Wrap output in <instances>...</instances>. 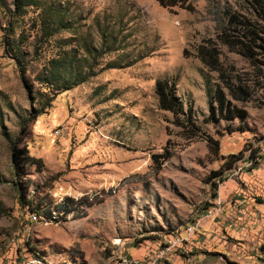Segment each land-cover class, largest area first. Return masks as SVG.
<instances>
[{
	"label": "rangeland",
	"instance_id": "374dc122",
	"mask_svg": "<svg viewBox=\"0 0 264 264\" xmlns=\"http://www.w3.org/2000/svg\"><path fill=\"white\" fill-rule=\"evenodd\" d=\"M236 1L193 0L187 11L155 0H34L18 15L14 0H0V264H116L122 256L145 264L173 242L164 264H264V227L245 232L232 216L264 208L256 176L264 161L234 175L246 154L264 155V93L242 104L226 91L247 118L205 122L219 79L198 49L216 41L220 11ZM59 11L60 26H44ZM218 48L223 67L250 71ZM61 57L93 66L94 76L63 92L41 82ZM164 79L191 108L200 138L187 139L159 110L154 88ZM66 198L73 213L50 218ZM218 199L220 214L203 218Z\"/></svg>",
	"mask_w": 264,
	"mask_h": 264
},
{
	"label": "trees",
	"instance_id": "16d2710c",
	"mask_svg": "<svg viewBox=\"0 0 264 264\" xmlns=\"http://www.w3.org/2000/svg\"><path fill=\"white\" fill-rule=\"evenodd\" d=\"M155 1L163 8L177 7L187 11L194 10L193 0ZM33 2L34 0H14L16 14H22L23 8L34 4ZM57 15L59 16L57 20L46 16L42 20L44 26L48 27L50 23L60 26V11ZM220 15L221 25L216 35V41L208 40L206 45H202L198 49L199 58L210 70L218 72L219 79L212 94L206 123H215L221 120H244L248 116L247 111L243 107L234 105L232 100L246 104L254 99L259 91L264 93V0H237L233 6L225 4ZM43 35L51 34L44 32ZM5 44L9 47L11 41L7 39ZM218 45L225 46L228 51L234 52L248 61L251 67L250 71L239 72L233 65L223 67L219 61ZM72 57L75 56L72 55ZM14 58L19 64V55H15ZM92 76H94L93 66L73 65L65 57H61L49 62L41 82L55 86V90L63 92L71 89L72 86L88 81ZM154 89L159 110L167 111L173 115V124L183 130L187 139L200 138L203 135L200 126L193 118L191 108L185 112L183 103L176 96L175 83L169 82L167 79L157 80ZM226 91L232 100L227 98ZM258 105L264 106V100L260 101ZM206 140L210 149L217 152L218 141L212 137H207ZM12 149V161L16 163L20 151H16L15 144H12ZM236 157L232 155L229 158L235 159ZM26 159L34 164H41L39 159L30 157L28 153ZM73 203V199L66 198L62 203L56 204L53 210L48 209V216L53 218L54 212L62 214L64 217L72 214L74 208L71 207V204ZM33 212L40 214L38 210ZM260 250L264 252V241Z\"/></svg>",
	"mask_w": 264,
	"mask_h": 264
},
{
	"label": "built area",
	"instance_id": "2783aa9c",
	"mask_svg": "<svg viewBox=\"0 0 264 264\" xmlns=\"http://www.w3.org/2000/svg\"><path fill=\"white\" fill-rule=\"evenodd\" d=\"M263 152H264V149H263ZM251 154L254 155V157H252ZM260 157H262L261 151L255 153V154L250 153V152H249V154H246L245 158L243 159V165L244 166L243 167H239L236 170V172L234 173V175H240L239 172H243L244 169H245L246 172L249 171L251 168H253L254 166H256L257 164H259L261 162ZM221 204H222V201L220 199H218L216 201V205H215L214 209L211 210V211H208L207 213H205V215H203V218L215 217L218 214H220V212H221ZM30 217H31L32 220H36L37 219V215H35V213L30 214ZM199 223H200L199 220L194 221L192 226L189 227L186 232L188 234L193 233L195 231V229L199 226ZM116 244L118 246L124 245L120 240H117ZM175 246H177L176 242L169 243L168 247L159 249V250L149 254L146 257L145 264H164L168 260L169 254L171 252V248H174ZM117 262L118 263H116V264H138L136 261H134L133 259H131L128 256L119 257L117 259ZM32 263L41 264V261L36 258V259H34L32 261Z\"/></svg>",
	"mask_w": 264,
	"mask_h": 264
},
{
	"label": "crops",
	"instance_id": "0c3cea01",
	"mask_svg": "<svg viewBox=\"0 0 264 264\" xmlns=\"http://www.w3.org/2000/svg\"><path fill=\"white\" fill-rule=\"evenodd\" d=\"M260 159H261L260 163H262L264 161V155H262V157H260ZM259 164L254 166V169H251L249 171H256L257 168L259 167ZM257 175L259 176V178L264 179V170L258 169L256 171V176ZM263 189H264V186H263ZM261 207L262 206L257 207V208H247L245 206H242V207H239L238 211L233 209L232 216H236L235 224L244 225V231L245 232H247L248 230H251L252 233H256L257 230L260 229V227H264V217H263L264 216V208H261ZM242 213L244 215L240 216ZM258 216H260V217L258 218ZM213 220H216V219L214 218ZM212 224L213 223H211V222H206V223H204L203 226L205 228H208L209 226L212 227ZM214 224H216V223H214ZM257 225H259V226H257ZM251 238H252V236H251ZM263 241H264V239H263Z\"/></svg>",
	"mask_w": 264,
	"mask_h": 264
}]
</instances>
